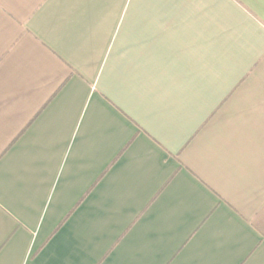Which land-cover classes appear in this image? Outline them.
<instances>
[{"label": "crops", "instance_id": "crops-1", "mask_svg": "<svg viewBox=\"0 0 264 264\" xmlns=\"http://www.w3.org/2000/svg\"><path fill=\"white\" fill-rule=\"evenodd\" d=\"M0 264H264V0H0Z\"/></svg>", "mask_w": 264, "mask_h": 264}]
</instances>
